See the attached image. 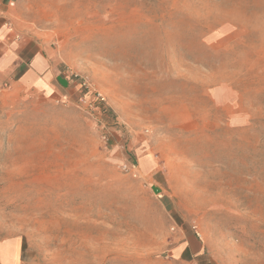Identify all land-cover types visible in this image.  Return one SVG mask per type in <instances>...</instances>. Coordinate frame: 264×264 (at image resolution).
<instances>
[{
    "label": "rangeland",
    "instance_id": "374dc122",
    "mask_svg": "<svg viewBox=\"0 0 264 264\" xmlns=\"http://www.w3.org/2000/svg\"><path fill=\"white\" fill-rule=\"evenodd\" d=\"M43 28L53 88H0L20 264H264V0H43Z\"/></svg>",
    "mask_w": 264,
    "mask_h": 264
},
{
    "label": "crops",
    "instance_id": "0c3cea01",
    "mask_svg": "<svg viewBox=\"0 0 264 264\" xmlns=\"http://www.w3.org/2000/svg\"><path fill=\"white\" fill-rule=\"evenodd\" d=\"M43 0H0V88H53L58 62L43 54ZM173 248L179 261L200 257L203 247L193 235ZM0 264H20V243L0 242Z\"/></svg>",
    "mask_w": 264,
    "mask_h": 264
},
{
    "label": "built area",
    "instance_id": "2783aa9c",
    "mask_svg": "<svg viewBox=\"0 0 264 264\" xmlns=\"http://www.w3.org/2000/svg\"><path fill=\"white\" fill-rule=\"evenodd\" d=\"M81 86H83V87L86 88V90H87V94L90 93V91L87 89L88 86L86 85L85 82H83V83L81 84ZM93 94H94V95H93V100H94L95 102H97V103H99V104H104V102H105V98H104L100 93H93ZM92 105H93V104L90 103L89 107H90V108L94 107V106H92ZM132 167H133V166H132Z\"/></svg>",
    "mask_w": 264,
    "mask_h": 264
},
{
    "label": "trees",
    "instance_id": "16d2710c",
    "mask_svg": "<svg viewBox=\"0 0 264 264\" xmlns=\"http://www.w3.org/2000/svg\"><path fill=\"white\" fill-rule=\"evenodd\" d=\"M107 110L106 109H104V111L103 112H106Z\"/></svg>",
    "mask_w": 264,
    "mask_h": 264
}]
</instances>
